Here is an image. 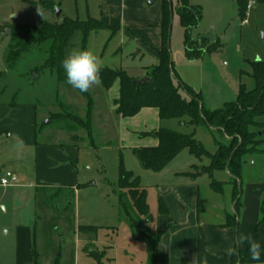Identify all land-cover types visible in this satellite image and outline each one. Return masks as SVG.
Wrapping results in <instances>:
<instances>
[{
	"label": "rangeland",
	"instance_id": "obj_1",
	"mask_svg": "<svg viewBox=\"0 0 264 264\" xmlns=\"http://www.w3.org/2000/svg\"><path fill=\"white\" fill-rule=\"evenodd\" d=\"M246 1L253 5L246 8L241 19L236 0L223 3L221 11L215 5L212 7L208 0H202L198 27L216 40L192 46L205 49L210 44L215 47L213 51L204 50L199 65H184L179 62V50H173L176 72L201 93L204 107L209 111L235 101L240 85L252 90L255 87L251 78L252 64L264 61V0ZM38 3L39 0H0V111L11 110L12 106L17 110L30 107L36 112V141L40 146L75 148L77 185L80 187L46 185L35 188L34 148L21 146L14 132L20 118L7 119L4 125L13 133L11 136L8 132L0 134V173L9 172L16 181L6 188L0 187V264H15L13 237L16 226L31 229L40 264H54L56 260L58 264H95L85 247L96 254L104 252L102 264L149 263V245L155 243L159 234L154 226L157 206L153 196V183L159 175L142 169L137 158V152L145 144L156 141L153 132H140L145 120L116 115L112 105L113 97L118 94L116 84L106 90L99 83L89 92L81 93L66 81L59 82L55 71L42 68L49 42L32 45L8 62L13 24H54L65 17L79 21L100 20L102 0H51L50 8L40 7ZM37 6L42 9L43 17L38 14ZM56 10L61 12L60 16H56ZM78 37L77 34L72 39L67 55L79 49ZM87 49L100 58L103 67L122 69L129 77L146 74L141 71L142 67L151 68L154 63L146 50L124 39L117 31L91 33ZM87 116L89 134L83 127ZM177 122L162 121L160 127L183 134L193 132L194 139L208 155L216 153L217 142L229 143L228 138L203 125L193 130ZM259 138L264 139V133ZM258 150L243 159L242 190L248 183L264 184V144L259 145ZM189 154L188 150H183L163 168L160 179L164 181L173 171L180 170L190 176L200 171L203 197L206 195L204 185L210 180L221 181L224 174L213 171L210 177L208 158ZM120 165L134 173L128 179V189L118 188ZM136 177L140 180L139 188L148 191L147 221L135 215L130 207L129 191L135 190ZM57 188L62 190L56 191ZM119 197L127 215L121 209ZM79 226L97 227L96 237L79 233ZM5 230L9 231L6 238L2 237ZM85 240L89 244L85 245Z\"/></svg>",
	"mask_w": 264,
	"mask_h": 264
},
{
	"label": "trees",
	"instance_id": "obj_2",
	"mask_svg": "<svg viewBox=\"0 0 264 264\" xmlns=\"http://www.w3.org/2000/svg\"><path fill=\"white\" fill-rule=\"evenodd\" d=\"M180 7L175 12L179 16L180 24L184 28V55L188 62H194L201 58L204 50L213 51L215 47L208 46L203 49L193 48L198 41L192 39V30L196 28L201 20L199 6H189L186 0H179ZM241 19L246 13L247 1L236 0ZM161 3V38L160 47L155 50L157 64L147 68L145 76L148 80L137 85L134 78L129 77L122 69L102 67L100 72L101 86L109 90L117 85V98L112 105L116 115L121 118H131L143 108H154L161 120H176L179 123L193 127L205 126L207 129L217 131L222 137L228 138V144L217 142V151L208 155L202 145L193 137V132L183 134L167 128H159L153 132L156 145L141 148L137 152L138 161L142 169L158 172L166 167L183 150L197 157H207L208 173L213 171H226L230 177L233 191L234 213L226 215L225 226L237 227L236 217L239 215L240 194L242 192V164L244 157L259 152L258 147L264 144V139L259 138L264 133V61H255L252 64L251 78L255 81L252 90H246L240 85L235 101L225 103L221 108L209 111L204 107L201 93L196 92L190 85L178 79L174 67V61L170 48L171 23L174 14L172 0H160ZM39 6L51 7V0H39ZM10 39L12 45L8 54V62H12L22 52L32 45H40L49 42L47 59L42 68L55 71L59 82L66 81V74L62 67V61L67 56L68 48L72 39L78 34L79 49H87L88 39L93 32L118 31L104 24L100 20L88 18L86 21L63 18L59 23L39 22L36 25L13 24ZM112 39H107L106 43ZM204 41V40H202ZM91 105V100L88 99ZM84 129L89 134V117H86ZM134 173L126 171L122 165L119 167L118 188L128 189V179ZM135 190L129 191L130 207L138 217L147 221L149 208L146 200V192L139 188V177ZM137 182V181H136ZM211 187L215 192L222 190V183L211 181ZM80 187V185H78ZM57 188L56 191H61ZM60 193V192H59ZM58 193V194H59ZM121 209L127 215L123 207ZM160 215L166 214L167 210L163 203H159ZM261 217L258 226L264 224V206L261 209ZM78 232L87 236L96 237L98 228L94 226H79ZM160 234V232H159ZM158 234V236H159ZM158 239V237H157ZM156 239V240H157ZM85 245L89 244L86 240ZM150 246V264L155 261L154 246ZM88 256L95 264H102L103 253H94L89 247H85ZM246 251L248 249L246 248ZM246 254V253H245ZM231 256L232 264L242 263L246 255ZM31 264H40L35 246L31 251ZM54 264H58L56 260Z\"/></svg>",
	"mask_w": 264,
	"mask_h": 264
},
{
	"label": "crops",
	"instance_id": "obj_3",
	"mask_svg": "<svg viewBox=\"0 0 264 264\" xmlns=\"http://www.w3.org/2000/svg\"><path fill=\"white\" fill-rule=\"evenodd\" d=\"M208 1L212 7L215 5L221 11L223 3H227L229 0ZM201 2L202 0H186V4L189 6H199ZM172 5L174 7L170 37L172 58L174 57L173 50L177 48L182 55H180L179 62L184 65H199L201 58L194 62H188L185 59V31L175 12L180 7V1L172 0ZM100 14V21L113 28H118L117 32L122 34L124 39L127 38L129 42H133L137 47L147 51L149 58L154 62L152 66L157 64L155 50L160 47L161 38L160 0H102ZM198 26L192 30L193 34L191 33L192 39L198 41V45H202V40L204 42L211 39L216 40L214 36L208 37V32L200 30ZM211 30L213 31V29ZM146 68L148 67H142L141 71H146ZM176 73L180 81L187 83L186 78L182 76V79L179 73ZM140 75V77L131 78L138 79L145 76V74ZM116 98L117 96H114L112 102ZM1 111L0 134L8 132L11 136L13 132L6 129L7 126L4 123L7 119L12 121L16 117L20 118L19 125H15L14 132L18 136L21 146L34 148L33 186L35 188L46 185L76 188L78 186L77 150L67 145L63 147L47 144L40 146L36 141V112L32 108L17 110L12 106L11 110L7 108L5 112L1 113ZM132 118L145 120L140 128L142 130L140 132L143 134L156 131L161 128L160 123L166 121L159 119L154 108H143ZM177 124L184 126L183 123L177 122ZM154 145H156V141L145 144V147ZM163 171L162 169L154 172L159 175V178L153 183V196L157 206V218L154 226L160 234L155 241L153 264H199L204 256H207L209 264H232L231 257L225 253V249L230 244H234L235 237L241 232H250L264 247V224L257 225L262 215V206H264V184L248 183L245 185L239 196L237 227L233 228L224 225L226 215L234 213L233 191L227 172L218 171L224 174L221 181L215 180L223 184L220 192H215L212 189L210 185L212 180H210L204 185L206 195L201 197L202 185L199 184V179L202 174L200 171L194 176L185 175V172H180V170L173 171L164 181H161L160 175ZM209 176L211 177L212 173ZM145 192L147 197L148 191L145 190ZM159 203H163L166 207V214H159ZM8 234L9 231L5 230L2 237L6 238ZM33 243L29 227L16 226L14 228L15 264H31ZM246 248V244L239 246V254L243 256L246 253V256L244 261L238 264H264V253L259 261H253ZM148 255L150 257V252ZM144 264L150 263L146 261Z\"/></svg>",
	"mask_w": 264,
	"mask_h": 264
},
{
	"label": "clouds",
	"instance_id": "obj_4",
	"mask_svg": "<svg viewBox=\"0 0 264 264\" xmlns=\"http://www.w3.org/2000/svg\"><path fill=\"white\" fill-rule=\"evenodd\" d=\"M38 14L43 17L42 9L37 6ZM66 74V82L81 93L89 92L100 83V72L103 67L100 58L91 49H73L62 61ZM247 245L248 254L253 261H259L264 247L250 232H241L235 237L234 244H230L225 253L228 256L239 255V246ZM199 264H209L207 256Z\"/></svg>",
	"mask_w": 264,
	"mask_h": 264
},
{
	"label": "built area",
	"instance_id": "obj_5",
	"mask_svg": "<svg viewBox=\"0 0 264 264\" xmlns=\"http://www.w3.org/2000/svg\"><path fill=\"white\" fill-rule=\"evenodd\" d=\"M253 5V2H247V9ZM14 177L11 173L6 172L0 176V187L6 188L12 184Z\"/></svg>",
	"mask_w": 264,
	"mask_h": 264
},
{
	"label": "water",
	"instance_id": "obj_6",
	"mask_svg": "<svg viewBox=\"0 0 264 264\" xmlns=\"http://www.w3.org/2000/svg\"><path fill=\"white\" fill-rule=\"evenodd\" d=\"M60 13L61 12L59 10H56V16H60ZM7 33H10V29H7ZM147 80H148V77L143 76V77L137 79L136 83H137V85H140V84L146 82Z\"/></svg>",
	"mask_w": 264,
	"mask_h": 264
}]
</instances>
